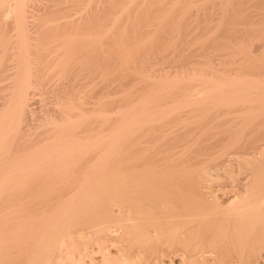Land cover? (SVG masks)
Returning a JSON list of instances; mask_svg holds the SVG:
<instances>
[{
  "label": "bare ground",
  "instance_id": "6f19581e",
  "mask_svg": "<svg viewBox=\"0 0 264 264\" xmlns=\"http://www.w3.org/2000/svg\"><path fill=\"white\" fill-rule=\"evenodd\" d=\"M174 257L264 264V0H0V264Z\"/></svg>",
  "mask_w": 264,
  "mask_h": 264
},
{
  "label": "rangeland",
  "instance_id": "374dc122",
  "mask_svg": "<svg viewBox=\"0 0 264 264\" xmlns=\"http://www.w3.org/2000/svg\"><path fill=\"white\" fill-rule=\"evenodd\" d=\"M258 41H259V43H258ZM258 41L255 40V43H256V44H257V43H258V44H261V41H260V40H258ZM259 48H260V47H259ZM216 53H217V52H216ZM216 53H215V54H216ZM215 62H217V61H215ZM168 261H169V260H168V258H167V259L165 260V262L168 264V263H169ZM173 261H174L176 264H178L179 259H177V258L174 257V258H173Z\"/></svg>",
  "mask_w": 264,
  "mask_h": 264
}]
</instances>
